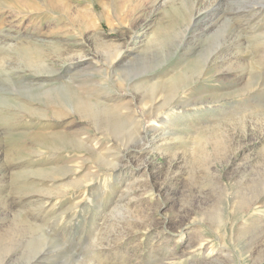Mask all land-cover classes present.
Returning a JSON list of instances; mask_svg holds the SVG:
<instances>
[{
	"label": "rangeland",
	"instance_id": "obj_1",
	"mask_svg": "<svg viewBox=\"0 0 264 264\" xmlns=\"http://www.w3.org/2000/svg\"><path fill=\"white\" fill-rule=\"evenodd\" d=\"M37 38L49 42L28 64L18 49ZM40 62L53 72L34 74ZM263 65L264 0H0V264H206L221 252L257 264ZM140 73L151 78L138 88ZM177 73L194 81L173 92L144 86ZM68 79L136 116L138 98L157 94L173 125L136 140L97 135L109 147L102 158L82 147L45 152L37 134L64 130L92 148L89 136L110 132L72 110L54 118L14 105L31 98L28 85Z\"/></svg>",
	"mask_w": 264,
	"mask_h": 264
},
{
	"label": "bare ground",
	"instance_id": "obj_2",
	"mask_svg": "<svg viewBox=\"0 0 264 264\" xmlns=\"http://www.w3.org/2000/svg\"><path fill=\"white\" fill-rule=\"evenodd\" d=\"M61 1V0H60ZM195 1V0H193ZM155 2V1H154ZM195 4V2H194ZM192 5V4H191ZM261 5V4H260ZM197 6V5H196ZM199 10V9H198ZM250 11V10H249ZM260 11V10H259ZM191 14V13H190ZM206 14V13H205ZM143 16V15H142ZM242 17V16H241ZM193 22V21H192ZM190 23V22H189ZM218 25V24H217ZM193 27V26H192ZM258 32V31H257ZM183 36V35H182ZM48 40H45L43 38H37V39H33L31 41H29L27 43L26 46H22L18 49V51L20 52V54H22L25 58H27V63L28 64H34L39 60H34V56L38 55L39 52H41V43H48ZM223 42V41H222ZM25 44V43H24ZM259 44V43H258ZM223 50V49H222ZM221 52V51H220ZM78 54V53H77ZM76 53L74 55H77ZM40 55V54H39ZM73 55V54H72ZM119 53L115 52L112 59L110 61H108V68H112L117 59ZM226 55V54H225ZM236 55V54H235ZM111 56V55H110ZM210 56V55H209ZM208 56V57H209ZM73 57V56H72ZM81 57V55H79L78 59ZM75 58V56H74ZM212 59V58H211ZM71 60V59H70ZM79 61V60H78ZM71 62V61H70ZM107 62V61H106ZM263 63V60L261 61ZM261 64V63H260ZM264 66V65H263ZM35 69H33L34 74H39L37 76H40L41 72L44 73H51L53 72L52 69H50L49 67H47L46 65H43L40 63H38L35 66H33ZM260 68V67H259ZM263 68V67H262ZM153 69V68H152ZM204 69V68H203ZM109 70V69H108ZM154 70V69H153ZM153 70H146L145 72H149V71H153ZM176 71V70H175ZM223 71V70H222ZM235 71V70H234ZM108 72V71H107ZM143 73H145L144 71H142ZM260 72V71H259ZM143 73L140 74H133L135 78H138L136 80H133L132 82L134 84H136V86L138 88L142 87L140 86L142 83V80L144 78H151L148 75H150L151 73H147L146 77L143 75ZM160 73V72H159ZM218 73V72H217ZM220 73V72H219ZM228 73V72H227ZM261 73V72H260ZM185 74V73H184ZM262 74V73H261ZM225 75V74H224ZM264 75V74H263ZM108 76V75H107ZM221 76V75H219ZM262 76V75H261ZM187 83H186V79ZM264 78V77H263ZM196 79V78H195ZM239 79V78H238ZM259 79V78H258ZM141 81V82H140ZM151 81V80H149ZM194 81V79L190 80V77L187 76V73L185 75H180L179 73H177L176 75H174L172 78H169L167 80L165 79H161V80H157L155 82L152 83H146V85H144L146 88H148L150 91H154L156 88L162 86V85H169V89L173 92V90L176 87H180L181 89H183L186 84L188 83H192ZM146 82V81H145ZM46 83V82H45ZM258 83V81H257ZM32 84V83H31ZM50 85L49 88L46 89H41V85H38L36 88H33L34 86H26L29 93H30V97L32 98H25L22 100L23 103L21 102H14L15 106H18L20 108H22L23 110H25L27 113H31V115H39V116H45L44 113H46V116H49V113L51 116H53L54 118L57 117H61L63 116V114H70L71 112L69 110H72L73 113H78L79 117L84 118L87 120V122L89 124H95L97 120H103L102 124L110 130V132H106L105 129L97 131L98 128H96L97 133H95L93 135V137L89 136L86 140L90 142L91 147L89 145H87L84 142V138H81L80 136H76V135H71L70 132L69 134L64 131V130H57V131H51L48 132L47 134H45L44 136L41 137V134L37 136H39V141L37 143L40 144L41 147L44 148L45 152L46 151H60V150H64V149H68V148H74V147H82L83 150H86L93 158H102L105 157L106 155L102 152L103 150L106 152L108 150V146H106V143H104V146L100 147V138L101 137H97V140H94V137H96L97 135L100 136H105L107 138H109L108 142L111 140H115V141H119L118 139H120L121 133L122 132H127L129 133V137H134L135 140L138 139L139 137L142 138L143 135L147 130L149 131H153V132H157L158 130L163 131L162 133H164V127L163 124L164 123H168V125H173V122H171L170 118L168 115H165V103L164 102H159L160 99L157 98V94H153L151 92L150 95H146V96H141L140 98H138V103L141 104V114L138 116H136L134 113L132 114V110L134 108L126 105V104H121V105H116V104H108L96 99H92L89 95V93L85 90H83L80 86H76L73 84V82L68 79L67 81H61L55 84H48ZM120 86V85H119ZM43 87V85H42ZM51 90L54 93L51 94L54 98H49L46 94L43 93V90ZM161 91V90H160ZM186 91V90H185ZM184 91V92H185ZM49 92V91H48ZM168 92V91H167ZM181 92V91H180ZM228 93H231L229 91H227ZM51 93V92H50ZM166 93V92H165ZM164 93V94H165ZM233 93V92H232ZM162 94V93H161ZM101 95V94H100ZM167 95V94H166ZM231 95V94H230ZM42 96H47V99L44 100L42 98ZM160 96V94H159ZM138 97V96H137ZM14 98V97H13ZM168 98V97H166ZM171 98H174L173 96ZM112 99V98H111ZM114 99V98H113ZM164 101V100H163ZM41 103H43L41 105ZM169 105V103H167ZM166 106V105H165ZM42 109V110H41ZM66 109V110H65ZM172 109V108H171ZM167 111V110H166ZM22 112V111H21ZM40 112V113H39ZM43 114H42V113ZM64 112V113H63ZM136 112V111H135ZM172 113L174 114V110H172ZM176 113V112H175ZM148 117V121L144 122V117ZM172 115V114H171ZM64 117V116H63ZM143 119V120H142ZM100 126V124H99ZM101 127V126H100ZM102 128V127H101ZM176 129V128H175ZM179 129V128H178ZM177 129V130H178ZM177 130H173L172 133H170V135H174L176 134V132H179ZM108 131V130H107ZM149 131V132H150ZM170 131V130H169ZM36 134V133H35ZM34 134V135H35ZM161 134V133H160ZM180 134V133H178ZM208 134V133H207ZM234 134V133H233ZM164 135V134H163ZM36 136V137H37ZM162 136V135H161ZM35 137V136H34ZM104 137V138H105ZM163 137V136H162ZM38 138V137H37ZM207 138V137H206ZM124 139V138H123ZM34 141V140H33ZM30 142V141H29ZM103 143V142H102ZM101 143V144H102ZM122 143V142H121ZM139 143V142H138ZM108 144V143H107ZM111 144V143H110ZM146 145V144H145ZM34 146V145H33ZM39 146V147H40ZM34 148V147H33ZM124 150L127 149L126 147H122ZM126 148V149H125ZM111 149V148H110ZM32 152V151H31ZM35 153H41L42 151H33ZM57 153V152H56ZM29 154V153H28ZM44 154V153H43ZM21 155V154H20ZM117 165V162H116ZM79 166V165H78ZM114 166V165H113ZM65 167V166H64ZM60 168V167H59ZM56 169V168H55ZM54 174H52L49 176L50 180H54L56 179L55 172ZM41 171V176H44L43 174L45 173V169H41L39 170ZM50 171V170H49ZM70 172H73V170L71 169ZM121 172V171H120ZM50 173V172H49ZM67 173H65L66 175ZM48 175V174H47ZM45 175V176H47ZM23 176V175H22ZM44 176V177H45ZM58 176V175H57ZM28 177V176H26ZM48 177V176H47ZM33 178V177H32ZM22 178H20L21 180ZM24 179V178H23ZM37 179V178H36ZM46 179V178H44ZM48 182V181H47ZM41 183V181H40ZM30 184V183H29ZM141 184V183H140ZM18 188V187H17ZM16 188V190H17ZM24 188V187H23ZM15 189V188H14ZM262 195V194H261ZM260 196V195H259ZM42 197V196H41ZM40 197V198H41ZM260 197H257L254 199V201L252 203H250L248 205V207H253L260 199ZM44 199V197H43ZM42 200V199H41ZM241 203H243V200H239L238 201V207H240ZM12 205V204H11ZM259 207V206H258ZM224 208V207H223ZM17 217V216H16ZM25 218V217H24ZM28 218V217H27ZM23 220V219H21ZM256 220V224L262 225L264 224V214H258L256 215L255 219ZM252 220V222H253ZM27 221V220H26ZM110 221V220H109ZM29 222V221H28ZM31 222V220H30ZM209 222V221H207ZM25 223V222H24ZM22 223V225L24 224ZM32 223V222H31ZM28 224V223H27ZM26 224V225H27ZM31 224H28V226ZM35 225V224H33ZM36 226V225H35ZM213 226V225H212ZM255 226V225H254ZM264 226V225H262ZM30 227V226H29ZM33 227V226H32ZM32 227H30V229H32ZM41 227V226H39ZM39 227H34L33 230H35V228H39ZM25 228V227H24ZM29 229V228H28ZM9 233V232H8ZM13 233V232H12ZM13 235V234H12ZM12 237V236H11ZM35 237V236H34ZM33 238V237H32ZM205 237H201L199 238V246L201 247L202 242L205 241ZM9 241V240H8ZM35 241V240H33ZM3 243V242H2ZM204 246V245H202ZM206 252L212 250V246L208 245L206 246ZM213 256V255H212ZM245 256V255H244ZM245 258V257H244ZM244 258H241V256H237V259L234 260V258L232 259V255H230L228 252H221L218 253L216 256L212 257L209 261H206V264H242ZM32 259V258H31ZM255 262V261H254ZM253 264V263H252ZM257 264H264V258L260 259Z\"/></svg>",
	"mask_w": 264,
	"mask_h": 264
}]
</instances>
